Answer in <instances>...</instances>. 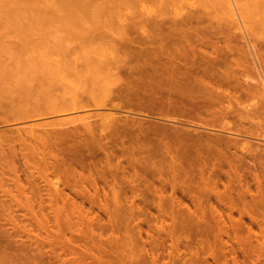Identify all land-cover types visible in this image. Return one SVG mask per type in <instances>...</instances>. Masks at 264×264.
Here are the masks:
<instances>
[{
  "label": "rangeland",
  "instance_id": "rangeland-1",
  "mask_svg": "<svg viewBox=\"0 0 264 264\" xmlns=\"http://www.w3.org/2000/svg\"><path fill=\"white\" fill-rule=\"evenodd\" d=\"M58 1L0 0V264H201L204 255L199 246L203 240L195 233L204 223L212 228L236 227L243 236H240L242 241L247 240L248 247L254 249L245 262L264 264V197L257 195L262 193H259L257 178L253 177L257 174L258 182L262 180L259 185L264 193V139L261 138L264 135V92L260 85L241 93L232 88L221 89V94L214 98L217 99L212 106L213 114L220 117L218 123L230 125L231 132L221 133L228 139L226 146L225 139L216 145L220 149L230 147L231 151L227 149L230 153L227 150L224 153L223 149H218L216 164L214 159L206 164L202 161L204 156L199 157L202 154H193L187 151V145H181L184 135L193 128L185 122L186 118L163 123L164 128L168 124L165 130L174 141L169 143L164 137L152 134L155 132L151 129L158 128L154 123L140 125L139 120L131 122L123 115L114 116L117 112L109 106L106 108V97L104 99L98 90L106 85L101 65L106 55V41L119 33L114 27L111 31L106 29V0H86L89 4H84V13L75 11L77 14L73 16L68 9L63 10L61 0L60 4ZM196 1L194 8L184 7L175 21L187 20L203 8L214 16H226L220 11L221 0ZM235 1L237 11L232 30L237 53L233 57L241 60L236 58L250 73L248 77L256 80L258 76L260 81L261 77L264 79V36L259 23L264 18L263 0L259 3L262 13L253 5L259 0ZM189 23L191 27L199 26L194 18L184 25L187 27ZM124 34L134 43L140 37L137 27L127 29ZM156 34L150 32V38ZM63 54H68V59ZM69 54L76 59L70 61ZM59 56H63L62 62ZM73 60L81 72V81L91 89L94 102L102 105L76 115L28 118L24 124H12L13 112L18 113L24 106L29 109L31 101L35 104L32 109H36V101L42 102L44 89L61 82L59 77L61 79L63 71L59 76V69L72 66ZM66 73L71 74V69ZM64 77L66 79L67 74ZM41 84L47 85L42 89ZM34 87H38V95ZM16 96L36 101L26 98L29 101L25 99L26 105L25 100L19 98L18 101ZM16 101L25 105L21 107ZM110 114L115 117L111 121ZM73 116H89L90 119L87 123L58 125ZM116 116L123 120L118 119L121 123L118 127ZM112 121L114 125L110 124ZM43 122L50 123L51 127H35ZM220 141H224V146ZM245 143L251 146L252 154L239 150ZM246 150L249 151L247 147ZM220 151L227 155L221 157L224 161L218 156ZM233 151L237 156L231 153ZM230 154L231 158L234 156L232 160L238 158L233 160L234 168L226 166L232 161L228 158ZM185 155L190 156V160ZM217 157L223 163L220 164ZM198 162L206 164L205 168ZM237 166L240 169L235 168ZM212 167L223 168L224 172L217 169V173ZM226 168L230 175H239L226 178ZM209 170L212 174L215 172L216 177L210 175ZM218 174L224 177L220 180ZM201 176L204 180L209 176L210 181L217 178L215 185L213 181L204 182L209 185L206 190ZM213 186L218 190L212 191ZM224 189L228 197L227 192L225 196L221 193ZM210 191L211 195L207 193ZM216 192L222 195L220 201L226 198V206H222ZM257 197L263 201L254 207ZM227 198L231 203L235 201L234 208H243V212L239 208L233 211ZM205 209L209 212L204 213ZM204 214L208 220L203 218ZM236 259L241 260V255ZM211 262L207 259V263Z\"/></svg>",
  "mask_w": 264,
  "mask_h": 264
},
{
  "label": "bare ground",
  "instance_id": "bare-ground-1",
  "mask_svg": "<svg viewBox=\"0 0 264 264\" xmlns=\"http://www.w3.org/2000/svg\"><path fill=\"white\" fill-rule=\"evenodd\" d=\"M234 1L235 0H221L220 2L221 4L220 11L226 14L225 16L226 18L218 17L217 15L214 16L211 13V11L206 10L207 8L205 9L203 8L200 12L194 13V15L191 16V18L189 17V19L187 18V20H181L179 22H176L175 21L176 18L182 14L184 7L189 6V7L194 8L195 7L194 4L195 2H197L196 0L194 1L193 0H106V29L108 31H111L112 28L114 27L116 28V31L119 30V33L117 32L116 34H113L114 36H112L106 41V55H105V58L103 57L104 61L102 60L103 63L101 65L104 75L106 77V85L104 84L98 90H100L104 99L106 97L105 99L106 108L109 106L113 111H116L117 113L116 114L114 113L113 114L114 116L118 115L119 117H121L123 115L126 120H131V122L135 120H139L137 122L138 123L140 122V125H143L145 122H146L145 124L154 123V125H156L158 128L151 129L153 132H155L152 134L159 135V137H164L166 141L168 140V142L172 141L171 140L172 138L168 137L169 134L166 132L167 129L165 130L168 124H166L167 126L164 128L163 123L166 122L167 120L178 121L177 119L179 118H186L187 121L185 122L193 128H191L192 130L191 133L190 132L187 134L184 133L185 137H183L184 139L181 140L183 141L181 142L183 144H181L180 142L178 143H180L183 146L187 145L186 146L187 151L189 150L193 154L195 153L196 154L200 153V155L202 154V156H199V157L203 158L204 156V159L202 161L206 162V164L208 162L212 163L216 159L215 157L217 156L216 154L219 151L218 149H220L219 147H217L216 143L218 144L219 140L222 141V139L223 140L225 139L222 137L223 134L225 133L231 134L230 129H229L230 127H228L230 125L218 123V121H220L219 120L220 117L218 118L217 115L213 114L212 106L214 105L215 100L217 99V98L216 99L214 98L218 96V94H221L222 92L221 89L232 88L238 93H241L244 91L249 92L251 90H254L257 84L260 85V87L262 88V91L264 92L263 77H261L260 81L257 80L258 76L256 80L252 79L253 78L252 76L251 78L248 77L247 75L249 74L250 76V73L243 65L239 63L238 60L240 59L236 57L238 58L237 60L236 58L233 57L234 53L235 52L237 53V49L233 45L234 44L233 42L234 32L232 30L234 28V27L232 28V24L235 22L234 21L235 20L234 17L236 13L235 11H237L236 10L237 6L235 5L236 1L235 2ZM60 3H59L60 7L64 6L63 10L68 9L67 11L72 12L71 16H73L74 14L76 15L80 10L81 11L79 13H81L82 11H83L82 13H84V11L86 10V7L84 4H89V1L61 0ZM256 3L253 5H257L258 10L262 8L264 12V0H263V3L262 1L260 2V0L258 1L257 4ZM259 3L260 4L262 3L261 6L263 5V7L260 8ZM262 10H260V12ZM75 11L77 13H74ZM193 18L196 19V24L199 26L191 27L190 25L192 24L189 23L187 24V27H186L184 24L187 21L192 20ZM262 19L263 20L260 19L261 21L259 20V23L262 24L261 34L264 36V18ZM136 27L138 28L140 32V37L138 38L136 43H134L130 38H128L127 35H125L126 33L124 34V31L126 32L127 29L136 28ZM150 32H154L157 34L154 38H150ZM188 32L190 35L187 34ZM124 35L127 37H124ZM133 47L136 49H134ZM70 54H69V58L71 59L69 60L70 61H72V59L75 60L76 58H72L71 56L73 55H70ZM64 55L65 54H63V56ZM67 55H65V57ZM63 56L62 58L59 56L60 58L59 62H62ZM65 57L64 59L67 58ZM57 58L58 57L55 56L56 62L57 60H59ZM68 67H70L71 69V74L66 73L67 70L68 71L70 70L68 69ZM68 67L65 68L66 71L60 70L61 68L60 69L58 68L59 71L58 69L56 70L59 72L58 73L59 76L61 74L60 73L61 71L63 72L65 71V74H67V78H69L68 80L69 82L66 80L67 78L65 79L64 77L65 74L62 72L61 79L58 76L61 82L60 83L57 82L58 83V84L56 83L57 85L54 82L55 84L54 86L49 85L44 89L43 87L46 86L47 84H45L44 86H42L41 84L42 89H44L42 93L43 98H41L42 102L39 99L36 101L35 98H32L33 100L37 102L36 109L35 108L32 109V105L34 104V101L32 102L31 98H28L27 96H25L26 98L31 99L30 100L31 102L29 103V101L24 97H23L24 99H22L21 96L15 97V98H18L16 99L18 101H19V98L22 101L26 99L29 103L28 104L27 101L25 100L26 105L27 104L31 105V103L33 104L29 106L32 109L31 110L29 108L31 111L30 112L28 111L29 109L26 108L28 106H24L25 103H23V105L21 106L22 102L18 103L16 101L18 104H20L19 106L21 107L24 106V109L23 108L19 109V107L17 106L18 107L17 109H19V112L18 113L17 111L13 112L14 114L12 115L13 117L11 120L12 124L13 122L15 123L17 122V124H19L18 122L23 123L24 120H27L28 118L41 119V118L48 117V116L58 117V116H68V115L71 116L73 114L76 115L80 112L87 111L91 109L92 107L99 106L98 104L94 102L95 99L93 98L94 96L92 95L91 89L89 90L86 83L81 81L80 79L81 72L80 70H78L77 65L75 64V61L72 64V66L70 65ZM35 89L38 90V87ZM32 91L33 89L31 90V93ZM38 92L39 90L36 93L37 95H38ZM15 94L13 95L15 96ZM93 94H95V92H93ZM34 95L35 94L33 93V96ZM37 95L34 97L39 98V96ZM39 101L41 102V104ZM101 102L102 101H100L99 103L101 104ZM11 103L12 102H10V104ZM13 104L11 106H13ZM105 104L103 105V107L105 106ZM22 109L27 110V111H23ZM20 111L25 112L26 115H24L23 112L20 113ZM111 114L109 118L112 116ZM118 116H116L117 117L115 119L116 121L118 119L121 120ZM113 118L115 117L112 116L110 121ZM89 119H90L89 116H73L71 118H68V120L64 119L65 120L64 122L61 119L63 123L59 122L61 124H58V125L61 126L62 124H69V123H74L77 121L87 123ZM119 120L117 121L118 124H119ZM112 123L114 125L115 121L114 122L112 121L110 124ZM118 124H115V125H117L118 127L120 126L121 123L119 125ZM49 125L50 123L43 122V123L35 124V127H43V128L47 126L51 127ZM149 126H148V129L150 128ZM115 127L116 126L114 127L112 126V128H115ZM221 133L223 134L221 135ZM229 136L232 137V135H229ZM229 136L227 138H229ZM191 137L198 138L199 140L192 141ZM261 138L264 139V135L261 136ZM174 140L177 142L176 139ZM221 141L220 143H222V146L224 145L226 146L228 139L224 140L226 142L223 141L225 144ZM233 141H235V139ZM229 142H228V146H229ZM235 142L231 144V147L233 144H235ZM220 143L219 145L221 147ZM245 144H242L243 145L242 147L239 146L240 147L239 150L241 149V152L247 153V155L252 154L253 153L252 150L250 151L251 146L249 148L248 144L246 145L247 149H249L250 151L249 152L248 150H246V147H244ZM235 147H233L234 148L233 150L236 151L237 148ZM224 148L225 147L223 148L221 147L220 150L223 149V152L227 153L230 147L225 148V150ZM229 151H231V149ZM220 152L221 154L220 153L218 154V156L221 155L220 158L222 156H227L226 154L223 155L222 151ZM231 153L234 154L236 152L233 151ZM194 156L195 155H193V157ZM185 157L187 156L185 155ZM220 158L217 157V161ZM228 158L232 160L234 156L231 158V154H230V157L228 156ZM194 159L191 161L193 162ZM222 159L224 158H221V160ZM228 160L226 162H228ZM233 160L230 161L232 163L228 162L230 164L227 163L226 165V163L225 162L224 163L227 167L228 165L229 167L230 165L232 166V164L234 166L236 165L234 164V161L238 160V158H236L234 161ZM215 162L216 160L214 161V163ZM218 162L220 164L223 163L220 161ZM199 163L200 162H198V164ZM200 164H199L200 167L202 166V164L204 165L202 168L204 169L206 164L204 163H200ZM213 166H216V165H213ZM217 166H219L218 163H217ZM208 167L211 168L209 164H208ZM220 167L222 166L220 165ZM232 167L229 168V170L231 169L232 171ZM235 168L240 169L239 166ZM217 169L219 168L217 167ZM217 169L215 170V168L212 167L213 171L217 172ZM212 170H209L207 172L211 175L212 173L210 171ZM219 170H220V173L221 171L224 172L223 168L222 170L221 168ZM226 170L228 169L226 168ZM229 170H228V173H229ZM202 171L203 170H201V172ZM239 171L240 170L238 171L236 170L235 172H239ZM225 173H226V178H228L230 173L229 174L227 172ZM225 173L223 175H225ZM214 174L215 172L212 174V176ZM234 174H238V173H234ZM234 174H231V175H234ZM222 176H219L218 174L217 178L218 177L220 178ZM236 176L237 175H234V177ZM256 176H253V177L257 178V184H258L257 186H259L260 192L258 190L256 191H258L259 193H262L263 195L257 194L258 193L257 192L254 194V198L257 195L258 196L261 195L260 197L263 198L264 197V193L262 191L263 189H260L261 185H259L262 180L259 183L258 182L259 178ZM207 177H206V180H204L205 177H202L203 178L202 183L204 184L203 188L205 186V189L206 187L209 188V185L206 186V184H209L208 181L210 183H212L213 181L212 183L213 185L215 181L217 180V178L215 181L213 180L216 177V174H215V177H213L211 181H210L211 178L207 180ZM230 180L228 179V182H230ZM239 181L237 182L240 183ZM204 182H206V184ZM238 183L234 185L238 186ZM229 184H232V183H229ZM228 188L230 189V185H228ZM214 189L218 190V188L213 186L212 191H214ZM206 190H203V191L206 193ZM222 191L221 193L224 196L227 192L226 197H228L227 196L228 191L226 190L225 192H222ZM207 193L208 194L210 193V195L212 194L211 191ZM218 193L220 192H216V194ZM213 194L215 195V192ZM220 196L222 195L220 194ZM220 196L218 197V199L220 198ZM260 197L259 198L257 197L258 202L257 200H254L253 198V200L256 201L254 202L255 203L254 207L256 203L257 204L261 203V201L264 200V198L263 200L262 199L260 200ZM230 198L232 199V197ZM230 198H227V203L230 202L229 200ZM225 200L224 202L223 200H221L222 201L221 202L219 199V201L222 203V206L226 202ZM231 202L229 203V205L232 204L231 207L234 208V206L236 205L234 203L235 201L233 202L235 204L234 206H233V203ZM224 206H226V204ZM228 208L230 209V207ZM238 208L239 207H237V209ZM237 209L234 208L233 211H236ZM231 210H230V213H231ZM242 210L244 209L239 208V211H242ZM203 212L207 213L209 211L208 210L206 211L205 209V211ZM240 216H242V214ZM203 218H207L205 217V214ZM216 218L217 216H215V219ZM206 220H208V218ZM204 222H207V221H204ZM205 224L206 223H204L203 227L199 226L200 228L196 230V233H195L198 237H200V239L202 238L201 240H203V242H201L199 246L200 253L204 255L203 256L204 263H201V264H209L207 263V259H210L212 261L210 264H246V263L249 264L250 260L248 262H245V260H248V256L252 255V254L249 255L250 252H254L253 251L254 249H250L248 247L247 245L248 241L245 240L246 238H244L245 242L242 241L243 238L240 237L242 236V234L238 233V230L235 229L236 227L234 228L233 226L234 229L232 227L228 228L227 227L228 225L226 224L227 226L226 225L225 226L228 229L226 227L225 229H222L220 227L212 228L210 227V224L208 223L206 225H209V227L208 226L206 227ZM209 235L211 236L210 238H208ZM224 237L226 238V240H223ZM238 254L241 255V258H242L241 260L236 259ZM259 257L257 254V259ZM260 260L262 259L260 258ZM263 261H264V258H263ZM252 264H255V263H252ZM256 264H258V262H256Z\"/></svg>",
  "mask_w": 264,
  "mask_h": 264
}]
</instances>
